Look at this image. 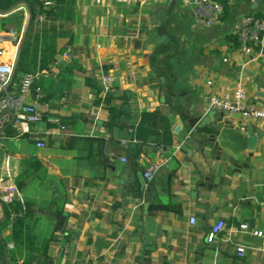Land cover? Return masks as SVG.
Listing matches in <instances>:
<instances>
[{"label":"crops","instance_id":"0c3cea01","mask_svg":"<svg viewBox=\"0 0 264 264\" xmlns=\"http://www.w3.org/2000/svg\"><path fill=\"white\" fill-rule=\"evenodd\" d=\"M54 1V13L37 17L29 47L34 74L55 80L43 92L39 133L25 138L13 128L12 134H0V179L10 174L16 183L23 171L31 170L18 187V200L27 211L23 238L16 242L8 225L0 227V264H25L29 253L26 264H264V138L246 150L248 168L222 177L216 160L194 150L195 141L183 145L175 132L183 130V111L188 117L212 115L209 98L240 76L248 81L249 102L264 107V47L250 56L241 51L233 32L236 18L228 21L223 15L211 27L196 26L191 0L175 1L168 27L171 0L143 6L116 0ZM16 11L24 13V32L29 17L24 3L0 19ZM0 29L6 30L3 24ZM163 33L169 36L167 43ZM166 59L167 71L162 68ZM104 74L112 78L118 117L99 103L107 92H97ZM167 80L176 93L164 87ZM156 109L168 116L174 143L148 181L154 192L148 213L152 221L146 226L145 193L140 201L127 196L126 187L137 183L144 169L136 157H158L162 147L155 151V143L137 142L138 155H119L129 145L122 136L129 133L136 140L126 114L139 119L143 111ZM54 117L63 129L51 121ZM252 126L264 132L263 123L249 121L251 134ZM115 127L120 129L117 138ZM35 137L43 138L46 147H38ZM3 211L0 204V217ZM220 221L223 229L208 242L211 226ZM240 245L246 247L242 257Z\"/></svg>","mask_w":264,"mask_h":264},{"label":"built area","instance_id":"2783aa9c","mask_svg":"<svg viewBox=\"0 0 264 264\" xmlns=\"http://www.w3.org/2000/svg\"><path fill=\"white\" fill-rule=\"evenodd\" d=\"M44 7L50 8L55 6L54 0H40ZM150 0H116L117 3L131 5L139 4L141 6L147 4ZM256 0L252 3L256 4ZM194 7L195 24L198 27H211L219 23L223 16V4L220 0H191ZM39 20H43V14L38 15ZM233 32L238 35L241 51L247 55L257 47H264V19L253 15H243L234 24ZM23 32L13 28L6 30L0 29V131L11 125L16 136H25L38 134V125L44 119L45 107L41 100L44 96L40 86L35 87L34 82L38 73H24L19 84L14 85V71L17 60L18 49L21 43ZM70 48V47H68ZM65 56H68L66 53ZM58 61H56V64ZM101 86L104 91H108L111 87L112 78L108 75L99 76ZM244 76H240L237 80L229 82L225 90L221 94L212 95L208 101V108L218 112H229L230 114H239L245 121H259L264 124V107H257L249 102L248 83ZM70 101V97L67 99ZM52 122L60 125L63 129L64 125L60 118L54 117ZM36 145L40 148L46 147L47 143L43 138L35 137ZM138 142V140H134ZM166 149L162 148L158 157L151 154L138 156L136 161L144 166L143 176L150 181L154 178L156 172L159 171L163 162ZM125 160V159H124ZM20 196L19 188L11 178L10 174L0 179V200L3 203L11 204ZM22 211L11 212L8 226L11 228L18 215H22ZM190 222L195 224L196 217L192 216ZM224 222L220 221L211 226L207 235L208 242H213L217 234L223 229ZM247 228L246 224L241 225ZM255 235L262 236V231H253ZM237 254L245 256L246 247L240 245L237 247Z\"/></svg>","mask_w":264,"mask_h":264},{"label":"water","instance_id":"95a60500","mask_svg":"<svg viewBox=\"0 0 264 264\" xmlns=\"http://www.w3.org/2000/svg\"><path fill=\"white\" fill-rule=\"evenodd\" d=\"M176 0H171L169 8L167 10V18L164 25L168 27L170 19L172 17V6ZM24 3L27 5L29 17L26 23V27L23 32L21 43L18 49L17 60L15 64L14 75L17 71L19 61L21 58L22 48L27 37V33L30 27L32 20V12L25 0H21L13 4L7 10H0V15H5L14 10L18 5ZM162 39L165 43L169 41V36L166 33L161 34ZM153 62L155 60L153 59ZM166 64H162L163 70H166L168 67L167 59L165 60ZM164 87L167 91L171 93H176L174 90V84H171V81L167 80L164 83ZM174 105V104H173ZM212 115H217V119L210 120V113L206 112L204 116L199 115V117H188L185 111L181 112V117L184 120V127L181 132L179 129H176L175 132L179 133V141L183 145L191 146L193 141L196 142L194 150L201 152L202 154H208L210 159L216 160L217 163V172L222 177L226 175L239 174L241 170L249 167L250 158L245 155L246 150H254L261 138H264V132L260 131L256 126H252L253 133L248 131V123L243 122V124H234L230 123L232 118H237L241 121L242 117L239 114H230L229 112H218L212 111ZM1 132V131H0ZM117 132H120L118 127L113 129V137L117 138ZM121 139L128 140V147H123V152L120 153V157L126 158L127 154L138 155L140 150L137 148V142L131 140L129 133L122 136ZM154 150L157 151V147H154ZM206 157V156H204ZM139 181L137 183L127 184L125 194L127 196L133 195L134 199L141 201L142 194L145 193L143 198V207L145 214V224L146 226L151 220V217L148 216L149 205L151 202L150 193L154 192V189L148 185L147 179L143 176V172L138 173ZM218 183V181H217ZM0 204L3 205V202L0 200ZM6 220V214L3 211L0 221Z\"/></svg>","mask_w":264,"mask_h":264},{"label":"trees","instance_id":"16d2710c","mask_svg":"<svg viewBox=\"0 0 264 264\" xmlns=\"http://www.w3.org/2000/svg\"><path fill=\"white\" fill-rule=\"evenodd\" d=\"M26 1V0H25ZM28 1V2H27ZM26 2L29 3L31 9H32V20L30 23V27L27 33L26 40L24 42L23 48H22V53H21V58L19 61V65L17 68V71L14 75V79L17 76V72L19 70H22L23 73H34L32 71V65L34 62V57H31V61L29 60L30 57V52H29V47L30 45L35 41V38L33 37V30H34V25L36 22V19L38 15L43 14L45 17H48V15H51L55 11V6H52L50 8L44 7L43 3L40 0H27ZM221 3L223 4V15H224V20L231 18H235V13L240 6H246L248 9H246V13L253 15L255 17L264 19V0H256L257 2H260L261 5L259 7H254L252 4V0H220ZM18 2L17 0H0V10H7L9 9L13 4ZM35 6H38V9L35 11ZM3 18H9L13 24H16V27L10 26V28H13L17 31H22L23 30V24L25 20V16L23 12L16 11L13 12L12 14L6 15ZM39 19V18H38ZM236 35V34H235ZM237 40L238 36L236 35ZM37 39V38H36ZM239 44V41H238ZM240 45V44H239ZM88 83H91V85H97L96 82L92 79H86ZM55 82L54 79L49 78L47 80H44V77H36L35 82H34V90L36 86H40L42 89V92H45L47 88H51V85ZM101 85V84H100ZM63 88V84L60 86L59 91L61 92V89ZM111 89V87H110ZM110 89L106 92L105 96L103 98H100V102H102L104 105H106L109 109L110 115L112 118L118 117L116 113L120 111L119 108L116 107V105L113 104L114 99L116 96L114 95V92L110 91ZM102 90L99 87L97 92L100 93ZM45 95V94H44ZM126 117L129 120H132L130 125L134 127L133 131V137L138 140L139 143H150L153 142L156 144V147L160 148L162 147L163 149L167 148L168 146L172 145L174 143V134L172 132V126L170 123V120L167 115H164L160 110H151V111H143L139 119L138 117H132L129 114H126ZM4 130L9 131L11 134L13 133V127L11 125H8L6 128H4L1 132ZM0 132V134H1ZM154 136V139L150 141V138ZM25 138H29V135H25ZM31 166H29V169ZM28 169V168H27ZM31 176V170H25L21 173L19 177L16 178V185L18 187H21L22 185L25 184V179L26 177ZM24 205L16 199L13 203L11 204H6L3 203V210L6 214V220L5 221H0V227L6 228L8 225L9 217L11 212H16L18 213L19 211L23 210ZM163 208H169V206H162ZM27 216V211L25 212L24 209V214L18 215L13 226L11 227V238H13L16 242L19 240H22L23 238V229L26 227L25 225V220ZM4 226V227H3ZM27 232V239H30V232L28 233V228L26 229ZM32 254L29 253L28 257L25 259V264L27 262H30V259L32 258Z\"/></svg>","mask_w":264,"mask_h":264},{"label":"rangeland","instance_id":"374dc122","mask_svg":"<svg viewBox=\"0 0 264 264\" xmlns=\"http://www.w3.org/2000/svg\"><path fill=\"white\" fill-rule=\"evenodd\" d=\"M189 2H190V0H188ZM246 9L247 8H245V6H240L237 10H235L236 11V13H235V18H236V22H237V20L241 17V16H243V15H250V14H247L246 13ZM222 18H223V16H222ZM228 21H230V17L228 18ZM0 24H3L4 25V28H6V29H9L10 28V26H14V27H16V24H13L12 22H11V20L9 19V18H1L0 19ZM237 35V34H236ZM238 36V35H237ZM263 48V47H262ZM261 47H257V48H255L254 50H253V52L252 53H254V51L256 50V49H262ZM23 72H22V70H19L18 72H17V76H16V78L14 79V83L16 84V83H18V81H19V79L20 78H22V76H23ZM216 111V110H215Z\"/></svg>","mask_w":264,"mask_h":264}]
</instances>
